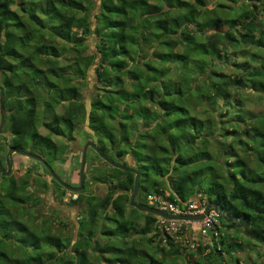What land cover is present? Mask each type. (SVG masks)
Instances as JSON below:
<instances>
[{
    "label": "trees",
    "instance_id": "1",
    "mask_svg": "<svg viewBox=\"0 0 264 264\" xmlns=\"http://www.w3.org/2000/svg\"><path fill=\"white\" fill-rule=\"evenodd\" d=\"M225 1L232 4L230 16L226 3L208 9L206 0H0L8 146L52 167L58 149L52 137L74 140L85 117L100 151L124 164L129 156L134 165H126L140 172L137 201L147 204L148 192H164L163 183L177 203L202 194L225 215L246 220L248 231L264 241V112L249 114L241 137L219 118L243 121L238 89L264 100V0ZM92 64L97 93L85 99L73 80L84 79ZM227 65L235 71L219 72ZM192 96L202 113L185 105ZM134 176L111 166L94 177L107 187L102 197L71 192L74 204H86L72 241L43 222L29 227L20 215L35 201L27 192L30 177L17 183L0 171V264H240L242 243L225 234L197 244L199 257L178 260L177 245L156 227L157 216L144 212L141 224L132 218L140 214L129 203ZM52 181L60 195L68 192ZM132 231H154L168 245L160 250L169 261L146 255L129 239Z\"/></svg>",
    "mask_w": 264,
    "mask_h": 264
},
{
    "label": "rangeland",
    "instance_id": "2",
    "mask_svg": "<svg viewBox=\"0 0 264 264\" xmlns=\"http://www.w3.org/2000/svg\"><path fill=\"white\" fill-rule=\"evenodd\" d=\"M206 2L208 9L217 8V3H226L223 6L225 14L227 16L232 15V8L228 6L229 4H231V2L225 0H206ZM224 29L226 28L224 27L223 30ZM195 34L198 35V33ZM198 36L199 38H202V36ZM88 40L91 49H93L95 43L94 38L90 37ZM94 68L95 64L90 65L87 68V74L84 79L76 77L73 80V82L79 87L82 97H84L85 99H88L91 94L97 93V89L95 87L96 82L94 79L95 74L93 71ZM218 69L220 70L219 72H224L227 74L233 73V71H235L230 65L223 67L220 66V68ZM180 71H182V69L177 67V72L172 73V77L175 82L179 80ZM125 82L128 86V81ZM237 91V94L239 98L242 99V104L244 105V107L242 108L245 111V113L243 112V121H240L238 120L239 118L235 117L231 119L229 117L227 118L220 116L219 118L224 122L223 127L225 129L235 128L237 129L235 136L241 137L245 136L243 134V131L247 128V125L249 124V114H261L264 112V100L254 92L247 91L244 89H238ZM194 98L195 97L192 96V99L186 102L185 105L188 106V109L190 111L192 110L193 114H200L203 112V108L202 106H200L198 101L192 104ZM152 108H154V106H152ZM215 124H217V122ZM40 130L42 131V129ZM1 131L3 132L0 133V145L2 148L0 151V159L3 168L6 169L7 165L5 163V155L6 150L9 147L8 143L10 140V135L3 128ZM72 134L74 135V140H71L69 142L60 137H52L58 146L57 161L53 164L52 169L56 172L57 175L60 176L63 181H66L67 183L72 185H77L79 182V167L82 156V154L78 150L82 148V145H84L86 141L91 140L95 142L97 139L91 133V130L88 127L85 117L80 120L79 124L77 125ZM224 137H227V134L224 135ZM103 140L107 141L105 138ZM227 140H229V138ZM210 149L211 153H214L215 148L211 146ZM95 153L96 152L92 148L88 147L86 155L84 185L82 190L79 191L82 192L84 197L88 195L102 197L107 190L106 185L101 182L95 181L94 177H96V175L98 174V170L109 171L111 165H106V162L103 159L97 157ZM107 154L109 155L108 157L112 158L113 160L122 162L116 156H113L111 152H107ZM11 162V171L8 175L14 176L17 183H20L23 179H26L29 176L31 185L27 188V192L32 194L35 199L34 202L31 201L27 204L28 206L26 210L23 211V214L20 215V218L24 222H26L29 227L34 229L42 228L44 223L49 224L51 231L63 237H67L72 241H75L77 237L76 231L79 225L78 221L79 219H83V217L84 219L86 218V204L84 202L81 204H74L72 201V191L68 190V192H66L64 195H60L61 190L53 183L51 176L45 171L41 162L19 154H13ZM125 162L126 164L134 165L133 161L129 156L126 157ZM175 174L176 173L173 172L171 174L172 177H175ZM142 184L144 185L145 182L142 181ZM161 185L164 186H161L160 188L165 189L164 191L166 192H169L166 184L163 183ZM130 193L131 192L129 191V194ZM15 211L16 214L19 216V213H17L18 210ZM143 213L144 212H140V214H135L134 212L132 214V218H134L137 222H139V224H141L143 223L144 218ZM222 231L225 234L226 239L231 237L232 239L242 243V246L237 249L236 253L240 260L239 263L252 264V262H255L256 264H264V247L255 245V242L244 234L242 228L228 227L225 225L222 228ZM153 233L154 231L148 235L142 236L136 233L135 231H132V234L129 239H135L134 242L136 243V245L138 247H142L146 251V255H153L158 258L165 257V260L169 261V257L164 255L163 252L160 250L161 245H164L165 247H168V245H165V241L159 243ZM188 234L189 233L179 232L176 234L169 235L171 238V242L174 243L173 246L177 245L176 253L181 257L178 260H181L184 256L186 258H189L190 254L193 257L192 259L199 257L200 254L196 250L197 244L204 243L209 239L202 238L195 232L193 238L192 236L190 237ZM98 237L99 236H96V239H99L100 243L103 244L104 240ZM190 241H192L193 244H191ZM89 254H93V251L90 250ZM173 255L174 254L172 253V256ZM225 258L228 259V256L225 255Z\"/></svg>",
    "mask_w": 264,
    "mask_h": 264
},
{
    "label": "water",
    "instance_id": "3",
    "mask_svg": "<svg viewBox=\"0 0 264 264\" xmlns=\"http://www.w3.org/2000/svg\"><path fill=\"white\" fill-rule=\"evenodd\" d=\"M4 124V92H3V88L0 86V133L2 130ZM88 147L92 148L97 155L103 159L106 163H108L109 165L121 169L123 171H129L131 173H134V183H133V188L132 191L130 193V205L133 206L134 208H136L138 211L140 212H146V213H150L153 214L155 216H160L166 219H177V220H201L204 218V216L208 213V210L210 207H214L216 209H218L221 213V215L223 216V218L225 219L226 222H231L234 221L236 227H240L242 228L244 234L246 236H248L249 238L253 239L254 241H256L258 244L264 246V241L253 236L249 231H248V223L246 220L242 219V218H237L234 216H230V215H225L224 211L222 210V208L220 206H218L216 203H208L205 207V210L202 214H197V215H182V214H170V213H166L162 210H159L157 208H154L150 205L144 204L142 202L137 201L136 197L139 191V179H140V172L135 169L132 166L126 165L122 162L119 161H115L112 158L108 157L107 155H105L104 153H102L100 151V149L97 147L96 143H94L91 140H88L84 143L82 150H81V162H80V167H79V182L78 185H70L68 183H66L65 181H63L57 174L56 172L52 169L51 166H49L42 157H40L39 155L33 154L27 150H21V149H17L15 147H8L6 155H5V162H6V169L3 168L1 162H0V171L2 173H5L6 175L10 174L11 171V160H12V155L13 154H19V155H23L32 159H35L39 162H41L47 169L48 173L50 174L51 178L54 179L59 185H61L62 187H64L65 189L72 191V192H79L82 190L83 185H84V176H85V165H86V155H87V149Z\"/></svg>",
    "mask_w": 264,
    "mask_h": 264
},
{
    "label": "built area",
    "instance_id": "4",
    "mask_svg": "<svg viewBox=\"0 0 264 264\" xmlns=\"http://www.w3.org/2000/svg\"><path fill=\"white\" fill-rule=\"evenodd\" d=\"M77 194L73 193L72 198L75 199ZM147 204L170 214L182 215H197L202 214L208 203L206 197L198 194L193 199L185 203H177L168 199V192L148 193L146 195ZM223 216L220 211L214 207H210L208 213L201 220H177L166 219L157 216L156 227L169 235L179 232L189 233L188 235L194 237V232L202 238L212 237L218 238L223 235ZM193 244L192 241H190ZM241 264V263H240Z\"/></svg>",
    "mask_w": 264,
    "mask_h": 264
},
{
    "label": "flooded vegetation",
    "instance_id": "5",
    "mask_svg": "<svg viewBox=\"0 0 264 264\" xmlns=\"http://www.w3.org/2000/svg\"><path fill=\"white\" fill-rule=\"evenodd\" d=\"M82 147H83V145H82ZM81 150H82V148L81 149H79L78 151L81 153ZM87 151H88V149H87ZM6 163V162H5ZM50 175V174H49ZM59 176V175H58ZM60 177V176H59ZM52 180H54V179H52ZM55 181V180H54ZM66 182V181H65ZM67 183V182H66ZM69 184V183H68ZM70 185H72V184H70ZM78 185V184H77ZM64 188V187H63Z\"/></svg>",
    "mask_w": 264,
    "mask_h": 264
},
{
    "label": "crops",
    "instance_id": "6",
    "mask_svg": "<svg viewBox=\"0 0 264 264\" xmlns=\"http://www.w3.org/2000/svg\"><path fill=\"white\" fill-rule=\"evenodd\" d=\"M127 215L131 214V211L130 209L127 207V212H126Z\"/></svg>",
    "mask_w": 264,
    "mask_h": 264
}]
</instances>
